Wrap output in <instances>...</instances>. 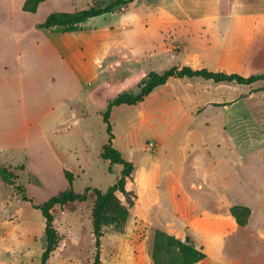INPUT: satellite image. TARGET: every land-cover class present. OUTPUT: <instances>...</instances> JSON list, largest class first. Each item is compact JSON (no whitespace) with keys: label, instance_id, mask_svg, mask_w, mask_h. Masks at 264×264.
Returning a JSON list of instances; mask_svg holds the SVG:
<instances>
[{"label":"rangeland","instance_id":"1","mask_svg":"<svg viewBox=\"0 0 264 264\" xmlns=\"http://www.w3.org/2000/svg\"><path fill=\"white\" fill-rule=\"evenodd\" d=\"M111 1L47 0L29 14L21 10V0H0V166L14 178L13 184L0 178V264H41L44 221L33 205L69 189L63 171L73 176L72 191L89 188V197L53 208L61 240L47 264H93L92 189L106 190L121 171L118 165L109 170L99 156L108 141L101 113L119 94L138 93L147 73H162L183 61L170 46L169 31L178 18L170 11L158 15L160 0H141L121 13L93 18L81 30L103 32L105 42L134 45L127 75L104 74L90 93L74 83L57 88L58 74L44 71L36 80L39 110L26 112L18 49L44 48L45 31L38 25L49 14ZM244 34L232 47L240 52L237 72L249 76L264 70V18H251ZM99 45L95 51H101ZM61 57L55 56L54 71ZM263 87V82L244 86L174 78L140 104L111 110L112 143L134 166L125 187L135 198L117 194L128 216L120 228L102 229L101 264H154L156 231L179 240L189 236L206 255L198 264H264ZM58 102L60 114L35 122ZM234 205L250 209L245 227L231 216ZM178 260L174 250L163 256L164 264Z\"/></svg>","mask_w":264,"mask_h":264},{"label":"crops","instance_id":"2","mask_svg":"<svg viewBox=\"0 0 264 264\" xmlns=\"http://www.w3.org/2000/svg\"><path fill=\"white\" fill-rule=\"evenodd\" d=\"M24 1L21 0L22 5ZM154 1L156 0H152L151 3ZM157 2L158 15L170 11L178 18V22H174L173 28L169 31V37L170 46L176 47L175 52L180 51V54L184 55L180 67L206 68L209 71L239 74L237 68L241 63L238 58L240 52L237 47L232 46L236 45L242 36H245V27L251 18L257 16L264 18V0H160ZM44 31L43 46L45 49L40 47L42 50L39 52L40 48L21 46L15 59L19 70L23 66L19 81H24L22 92L26 95V106L24 104L22 106L26 108V112L32 113L33 110H39L36 95L38 81L36 80L43 75L44 71L58 74L57 88L61 86L68 88L74 83L83 90L90 89V93L98 89V85L101 84L100 79L104 74L127 75L129 73L124 69L133 60L135 50L134 45L126 40L105 42V39L101 38L103 32L97 35L95 31L88 34L82 31L64 34ZM74 35L80 36L73 37ZM87 35L88 37L97 35V37L88 41ZM71 38H75L78 42L71 44ZM98 45L100 52L95 51ZM159 46L162 47V45ZM163 46H166L165 43ZM57 54L62 56V60L57 64L58 69L54 71L53 65ZM42 63L45 64L44 67ZM97 77H100V83L96 82ZM59 102L52 105L54 108L46 109L43 114L38 115L35 122L42 123L41 120L45 116L53 115L54 117L58 112L60 114L62 106Z\"/></svg>","mask_w":264,"mask_h":264},{"label":"trees","instance_id":"3","mask_svg":"<svg viewBox=\"0 0 264 264\" xmlns=\"http://www.w3.org/2000/svg\"><path fill=\"white\" fill-rule=\"evenodd\" d=\"M45 1L47 0H25L22 5V11L35 14L38 6ZM140 3L141 0H114L104 6L92 5L77 12L51 13L38 25V28L54 34L79 32L82 30V24L92 18L110 13H121L130 4L139 5ZM170 78L190 81H210L213 84L250 86L256 82L264 83V70L260 73L242 76L237 73L209 71L206 68L193 69L189 66H174L162 73H147L138 84V93H122L108 103L105 111L101 113L102 121L106 127L108 141L101 147L99 156L102 160L109 162V170H111V166L118 165L121 167V171L116 183L109 186L106 190L92 189L94 203L91 211V220L95 248L93 264H101L100 239L103 236L102 229L105 227L120 228L128 216V207L122 204L117 194L120 193L125 197H131V199L135 198L125 187L126 180L131 177L134 166L122 157V154L112 143L114 136L109 121L111 110L121 105L134 106L140 104L154 89L165 85ZM63 174L69 183V189L58 193L42 204L33 205L35 209L40 211L44 221V245L40 259L41 264H47L51 254L56 250L61 240L60 235L53 225V208L63 207L76 202L83 203L89 197V188L85 189L82 193L73 192L71 189V183L73 181L72 174L67 171H63ZM0 178L9 184H13L14 182L12 172L5 166H0ZM131 205L132 203L129 202V206ZM230 214L239 227H245L251 212L245 206L234 205L230 208ZM172 250L179 254V260L176 264H198L206 257L202 248L196 247L189 236H185L183 240H179L174 236L156 231L152 253L154 264H164L163 256Z\"/></svg>","mask_w":264,"mask_h":264}]
</instances>
